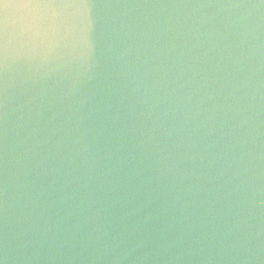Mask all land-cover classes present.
Here are the masks:
<instances>
[{"label":"clouds","instance_id":"9594fccd","mask_svg":"<svg viewBox=\"0 0 264 264\" xmlns=\"http://www.w3.org/2000/svg\"><path fill=\"white\" fill-rule=\"evenodd\" d=\"M0 264H264V0H0Z\"/></svg>","mask_w":264,"mask_h":264}]
</instances>
